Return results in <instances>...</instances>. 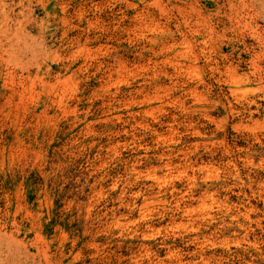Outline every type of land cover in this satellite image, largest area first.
Wrapping results in <instances>:
<instances>
[{
  "label": "rangeland",
  "instance_id": "rangeland-1",
  "mask_svg": "<svg viewBox=\"0 0 264 264\" xmlns=\"http://www.w3.org/2000/svg\"><path fill=\"white\" fill-rule=\"evenodd\" d=\"M0 264H264V0H0Z\"/></svg>",
  "mask_w": 264,
  "mask_h": 264
}]
</instances>
